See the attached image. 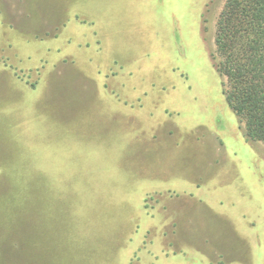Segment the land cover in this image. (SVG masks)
<instances>
[{
  "label": "rangeland",
  "instance_id": "rangeland-1",
  "mask_svg": "<svg viewBox=\"0 0 264 264\" xmlns=\"http://www.w3.org/2000/svg\"><path fill=\"white\" fill-rule=\"evenodd\" d=\"M225 2L0 0V264H264Z\"/></svg>",
  "mask_w": 264,
  "mask_h": 264
},
{
  "label": "trees",
  "instance_id": "trees-1",
  "mask_svg": "<svg viewBox=\"0 0 264 264\" xmlns=\"http://www.w3.org/2000/svg\"><path fill=\"white\" fill-rule=\"evenodd\" d=\"M215 42L226 100L247 141L264 143V0H226Z\"/></svg>",
  "mask_w": 264,
  "mask_h": 264
},
{
  "label": "crops",
  "instance_id": "crops-1",
  "mask_svg": "<svg viewBox=\"0 0 264 264\" xmlns=\"http://www.w3.org/2000/svg\"><path fill=\"white\" fill-rule=\"evenodd\" d=\"M163 204V206H164V209L165 208H167V207H171V204L169 203V202H167V201H165V202H163L162 203ZM172 237V238H171ZM171 237H170V239L169 240H167L166 242H165V247H163V248H166V247H171V248H173L172 246H175V247H177L178 246V242L175 240V238H173V233L171 234ZM186 250H188V251H190V253L192 254L193 253V249H186ZM170 254L171 253H166V254H161V255H166V257H169L170 256ZM185 254H186V251H185ZM190 254V255H191ZM194 255H197V253H193ZM180 255V254H179Z\"/></svg>",
  "mask_w": 264,
  "mask_h": 264
},
{
  "label": "clouds",
  "instance_id": "clouds-1",
  "mask_svg": "<svg viewBox=\"0 0 264 264\" xmlns=\"http://www.w3.org/2000/svg\"><path fill=\"white\" fill-rule=\"evenodd\" d=\"M84 215V209L83 207H80L76 210V212L74 213V216H83Z\"/></svg>",
  "mask_w": 264,
  "mask_h": 264
}]
</instances>
